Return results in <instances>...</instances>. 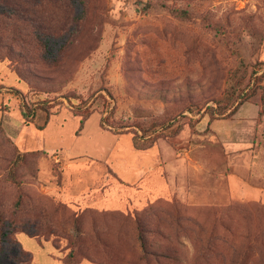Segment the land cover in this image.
<instances>
[{
  "label": "rangeland",
  "instance_id": "374dc122",
  "mask_svg": "<svg viewBox=\"0 0 264 264\" xmlns=\"http://www.w3.org/2000/svg\"><path fill=\"white\" fill-rule=\"evenodd\" d=\"M12 1L0 86L56 105L0 91V264H264V0ZM241 59L254 131L208 111ZM94 93L105 127L71 105Z\"/></svg>",
  "mask_w": 264,
  "mask_h": 264
},
{
  "label": "trees",
  "instance_id": "16d2710c",
  "mask_svg": "<svg viewBox=\"0 0 264 264\" xmlns=\"http://www.w3.org/2000/svg\"><path fill=\"white\" fill-rule=\"evenodd\" d=\"M12 0H0V6L4 7H12L13 4ZM151 3H147L146 6L144 7V10H150L152 8ZM169 12L172 15H176L184 20H192V15L189 11L184 10V9H175V8H168ZM247 65L246 62L241 59L236 70L233 73V76L230 81V98L229 100H233L234 102L232 104H229V102L224 105L222 101H219L218 107H209L208 111L211 112V115L215 118H232L237 111L240 109V107L246 103L251 97H253L256 94L255 88H252V78L247 82L242 88L244 84V79L246 77V72H247ZM263 69L257 68L256 66L253 67L252 72H251V77L253 75L258 74ZM264 79V72L261 74L259 80ZM6 89L5 86H0V91ZM7 92H10L17 97L20 98L21 100V111L22 114L26 120L27 123H32L34 121V118L36 116V113L38 110H45L49 111V108L53 107L54 102L52 100H39L37 102L30 103L26 100L25 95L21 92V90L17 88H8L6 89ZM71 97L69 98V101H71ZM81 99V98H80ZM100 99H102V107L104 108L105 112H109L107 116H105L102 119V126L105 127L108 125V116L112 113L113 107H112V102L108 100L103 94L101 93H94L90 95L87 99H81V101L78 104H71L73 107V110L75 113L82 115V123L94 112L96 108V104L99 103ZM262 100H263V107H264V92L262 93ZM61 102L57 103L60 104ZM72 103V102H71ZM101 103V102H100ZM176 121V118H173L169 122H164L158 125V127H163L162 131L167 130L168 128L171 127V125ZM157 127V128H158ZM42 128V127H41ZM157 130V129H156ZM154 131V130H153ZM144 136H147V133L149 132L148 130H143ZM135 147L137 149H143L144 147L138 144V142H135ZM25 155L23 153H19L17 158L15 159L13 165L11 166L9 173H8V178L15 184L19 183V180L16 175V171L18 167L21 165L23 162ZM140 241L141 245L143 248H145V240L144 236L142 233H140ZM3 250V247L0 246V252Z\"/></svg>",
  "mask_w": 264,
  "mask_h": 264
},
{
  "label": "crops",
  "instance_id": "0c3cea01",
  "mask_svg": "<svg viewBox=\"0 0 264 264\" xmlns=\"http://www.w3.org/2000/svg\"><path fill=\"white\" fill-rule=\"evenodd\" d=\"M252 103H245L244 105H242L240 107V109L237 111V113L230 119H226V121H229L231 123H234L235 125H245V124H251V126H253V131H254V127L256 124V118L258 115V111L257 109L253 108ZM251 117V118H250ZM237 131L234 132L233 130H231L229 133H219L220 136L222 137L223 140L227 141V145H241V144H249V140H244V136H243V128L241 129L236 128ZM229 135L232 136V139L229 138ZM234 135L237 136V138H234ZM230 140V141H229Z\"/></svg>",
  "mask_w": 264,
  "mask_h": 264
}]
</instances>
